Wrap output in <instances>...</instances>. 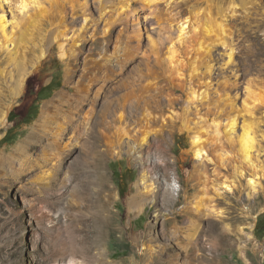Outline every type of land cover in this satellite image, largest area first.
Returning a JSON list of instances; mask_svg holds the SVG:
<instances>
[{
  "label": "rangeland",
  "instance_id": "obj_1",
  "mask_svg": "<svg viewBox=\"0 0 264 264\" xmlns=\"http://www.w3.org/2000/svg\"><path fill=\"white\" fill-rule=\"evenodd\" d=\"M102 1L107 6L104 14L98 0H28L26 10L19 9L17 0H0L9 30H14L7 47L0 37V113L11 105L9 123L0 128V155L13 159L12 163L0 160V264H89L87 256L69 252L82 239H94L97 229L103 232L104 244L93 253L103 252L108 264H129L134 252L139 254L143 247L152 251L148 257L159 262L185 264V249L192 240L209 249H200L199 254L207 258L201 264H264V237L255 234L258 220L264 216V0ZM211 6L214 13L218 6L226 10L228 36L225 45H214L207 56L198 51L197 39ZM187 18L192 24L186 38L174 41L177 60L172 64L170 40L178 36L176 23ZM60 45L66 49V58H61ZM117 46L120 56L129 53L124 67L111 60L108 77L116 84L108 93L113 100L150 95L149 130L154 133L146 146L149 161L144 167L127 154H109L105 170L119 196L111 207V222L100 228L89 203L80 202L73 211H67L64 203L63 175L71 173L77 186L86 175L76 166L78 153L68 157L70 148L58 153L47 142L25 155L17 148L26 140L38 145L30 133L53 135L58 122L70 120V110L55 103L37 123L44 103L68 90L74 94L84 75L88 78L94 71H105L106 60L100 56L106 52L112 57ZM98 110L99 105L94 113ZM141 116V112L134 113L130 120ZM234 117L239 121L237 132L226 135V125ZM248 127L256 138V169L242 161L240 152L239 138ZM194 135H202L212 162L204 160L201 165L195 159ZM71 136L62 145L70 144ZM57 168L61 173L54 177ZM144 169L160 180L156 184L158 203L147 201L141 214L132 215L127 200L139 189L144 191V185H137ZM254 170L258 179L256 191L251 192L248 183ZM239 171L243 176H238ZM44 172L52 176L48 189L36 183ZM166 173L175 174L182 185L175 204L164 203ZM235 177L243 190L224 193L223 202L217 198L211 202L213 182ZM200 200L223 218L198 217L194 209ZM163 204L169 211L159 214ZM168 218L179 225L177 236L165 226ZM212 221L219 223L218 228ZM222 232L231 239L220 242ZM136 241L139 247L134 249ZM210 249H216L215 259ZM139 261L142 264L140 257Z\"/></svg>",
  "mask_w": 264,
  "mask_h": 264
},
{
  "label": "bare ground",
  "instance_id": "obj_2",
  "mask_svg": "<svg viewBox=\"0 0 264 264\" xmlns=\"http://www.w3.org/2000/svg\"><path fill=\"white\" fill-rule=\"evenodd\" d=\"M98 1L101 5V14H104L107 6L103 5L104 1ZM17 2L19 4L20 10L27 9L29 4L28 0H17ZM212 8L213 7L211 6V9L205 16V21L202 24L201 31L199 33V39H197L199 45L198 51L207 53V56L211 55L214 45H217L219 43L225 45L228 36V29L226 27V10L224 11L222 7L218 6L216 7V13H214ZM42 13L43 12H41V14ZM191 24L192 21L190 20V18L176 23L177 28L174 30V33L178 34V36L170 40L171 48L169 49L171 55L170 60L172 64L177 60V51L174 48V41L183 40L184 38H186V34L189 32L188 28L191 26ZM13 35L14 30H9V22L6 12L4 10H0V37L4 40L3 47H7L9 42L13 40ZM208 39H210L211 41L208 42ZM65 50L66 49L64 48V46L60 45V55L62 59L66 58L67 56ZM118 50L119 46L115 48L112 57H109L106 52L103 53L100 57L102 59L105 58L106 60L105 71H94L88 78H86V75H84L80 79L78 86L75 88L74 94L71 95L70 90H68L67 92L59 93L55 96L56 100H54L53 102H46L42 105L41 114L39 119L37 120V123L42 121V119L46 117V115L50 111V108L55 107V103L64 104V106H66V108L70 110L68 115L70 120L68 122H58L57 131L53 135H48L46 132H44L42 135L30 133L29 137L35 138V141L38 145H30L26 140L23 141V144H21L17 148V152H20L21 155H25L30 151H37L39 147H42V145L47 142V146L52 151L57 150L58 153L60 149H64L65 151L70 148L71 150H67L68 157L72 154L78 153L79 156H77L79 160H77V164L79 165L76 166H80V168L85 171L86 175L85 178L81 180V184L78 183L80 184L78 186L77 184L74 185V179L71 173L66 172L65 175H63L65 176V184L61 191H63L64 203L67 211H73L74 207L76 206L77 208L80 207V202L89 203V207L91 209H94V212L97 214V218H99V220L97 221H99L100 223V228H105V226L109 222H111L113 218L111 207L114 201H116L115 198L119 196L118 194H115L105 170V162L108 159V156H110L111 154H127L132 160L136 161L137 164H140L144 167L149 161V155L145 154L146 146L149 145L150 136L154 133L149 130V120L152 118V115L149 113L151 106V102L149 101L150 95L148 96L147 93H143L141 94V96H138L135 99H131L128 95H126L125 97L113 100L108 93L109 88L116 84L115 79H110L108 77V75L112 73L110 66L111 60L115 59L121 67H124V65L127 63L129 52L127 53L126 51L125 55L120 56ZM42 56H44V53L42 54ZM197 70L198 68L196 67V65H194L193 71L196 72ZM20 83L22 87L24 85L23 76H21L20 78ZM156 101L157 106H159V104L161 103L159 98L156 99ZM98 105L100 106V110H98L95 114L94 109ZM87 108H89V110H87ZM10 109L11 105L7 108L1 109L0 128L9 123ZM137 112L142 113L141 118L139 120H135L134 122L131 121L130 116ZM83 113H86L84 116V122H80L79 120L82 117ZM163 122H165V119H163ZM216 125L219 126L218 124ZM135 126L139 128L138 131H136L137 127ZM238 127V117L232 118L226 125V135L233 136V134L237 132ZM138 132H140V135H137ZM69 134H72V136L70 137L71 143L62 145V140L65 139ZM155 134L158 135L159 132H156ZM49 137L53 140L47 141ZM82 138V142H79V140ZM74 142L75 145H72ZM25 144H27L26 147L24 146ZM71 145L74 148L73 150L71 148ZM239 145L241 156L243 158L242 161L247 163L250 167L253 166V169H256V167L253 165V154L256 148V138L251 128L249 129L248 127V129H244V132L240 135L239 138ZM101 147H104V149L101 150ZM192 149L195 159L199 160L201 165L205 164L204 160L211 162L213 161L208 156L205 147V140H202V135H194L192 141ZM62 153H64L63 150ZM53 155L54 154H51V156ZM45 158L49 157L46 156ZM2 159L4 160V163H6L7 161L8 163L13 162L11 156H6L3 153H1L0 155V160ZM22 163L29 164L30 161H23ZM73 169L75 170V168ZM145 169L140 174V179L137 184L138 186H140V184L144 185V191L137 189L138 193L127 200V204L132 215L141 214L142 208L145 206V203L147 201H151L153 203L157 202L158 187L156 184L159 183L160 180L159 178H155V176H149L148 172ZM53 170H56L55 174L52 175L54 177L59 175V172L61 173V169L59 168ZM44 173L43 178L38 180L36 183L40 187H47L46 189H48L52 176L50 174L48 175V172ZM168 174L166 173L163 176L164 181L166 180V200L164 201V203L175 204L177 199L176 193L181 190L182 185L175 174L170 176ZM202 174L205 178H207V176H205V172ZM238 176H243V171H239ZM257 176L258 172L254 170L248 183L251 192L256 191L258 179L256 178ZM23 178L26 179V176H23ZM238 178L239 177H235L234 179L227 178L223 182H213L211 190L214 191V196L209 198L211 202L214 201L215 198H217V202H223L225 200L224 193L231 194L233 191L239 192L243 190V186L240 184ZM149 181L150 184H148ZM248 197L251 198L252 194L248 193ZM83 204L85 206V203ZM195 204L196 207L194 211L196 212L198 217H210L213 215L223 218L221 212H217L215 209H213L215 211H211L209 205L205 203V200H200ZM164 206L165 205L163 204L162 208H160L159 214H163L169 211V209H166ZM212 222L215 228H218L219 223L215 221ZM164 224L167 227L169 226L170 231L172 230V234L174 233V235L177 236L176 231L179 229V225L175 220H173L172 218H168L165 220ZM242 231L243 228H239V232ZM94 234H96L94 236V239H82L78 247H73L72 249H70L69 253L75 254L76 256L79 254L87 256V258L89 259V264H108V261L105 258L106 255L103 252H100L98 254L93 253V249L95 247H101L104 244L103 232L102 230L97 229ZM249 238H253V235L250 234ZM224 239L229 240L231 239V236L225 232H222L221 234H219V240L221 242ZM133 247L134 249H137L139 247L137 245V241L134 243ZM143 248L144 249L142 251H139V254L134 252L133 257H131L129 260V264H140L139 257L140 260L143 261L142 264H167L165 261L159 262L157 258L148 257V255L152 254V251L149 253L147 252V247ZM200 249L204 251L209 250L206 247L202 246V243L198 244L197 240H192L185 249V264H196V262H198V264H201L203 261L207 260L204 255L199 254ZM210 251L213 253V259H215L216 253H214V251H216V249H210ZM169 264H176L175 260L171 261Z\"/></svg>",
  "mask_w": 264,
  "mask_h": 264
},
{
  "label": "trees",
  "instance_id": "obj_3",
  "mask_svg": "<svg viewBox=\"0 0 264 264\" xmlns=\"http://www.w3.org/2000/svg\"><path fill=\"white\" fill-rule=\"evenodd\" d=\"M53 85V83H51L50 85L42 88L39 92V95H41L45 90L51 88V86ZM255 234L258 238H263L264 237V216H261L258 220L257 226H256V230H255Z\"/></svg>",
  "mask_w": 264,
  "mask_h": 264
}]
</instances>
